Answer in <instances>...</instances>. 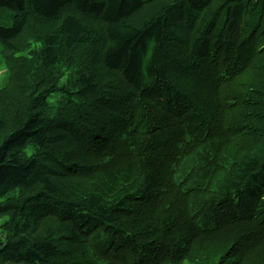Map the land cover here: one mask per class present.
Segmentation results:
<instances>
[{
    "label": "trees",
    "instance_id": "1",
    "mask_svg": "<svg viewBox=\"0 0 264 264\" xmlns=\"http://www.w3.org/2000/svg\"><path fill=\"white\" fill-rule=\"evenodd\" d=\"M0 16V264H264V0Z\"/></svg>",
    "mask_w": 264,
    "mask_h": 264
},
{
    "label": "rangeland",
    "instance_id": "2",
    "mask_svg": "<svg viewBox=\"0 0 264 264\" xmlns=\"http://www.w3.org/2000/svg\"><path fill=\"white\" fill-rule=\"evenodd\" d=\"M1 16L4 17L5 14H2ZM8 57L9 56L5 51H3V46L0 43V88L11 80V72H9V68L14 63L10 62Z\"/></svg>",
    "mask_w": 264,
    "mask_h": 264
}]
</instances>
